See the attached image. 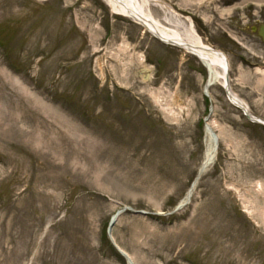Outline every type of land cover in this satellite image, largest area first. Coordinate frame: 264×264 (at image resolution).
<instances>
[{
  "label": "rangeland",
  "instance_id": "1",
  "mask_svg": "<svg viewBox=\"0 0 264 264\" xmlns=\"http://www.w3.org/2000/svg\"><path fill=\"white\" fill-rule=\"evenodd\" d=\"M159 1L156 18L225 52L264 118V0ZM206 74L104 0H0V264H128L114 215L137 264H264V125L222 84L204 96ZM207 116L217 158L177 209Z\"/></svg>",
  "mask_w": 264,
  "mask_h": 264
},
{
  "label": "bare ground",
  "instance_id": "2",
  "mask_svg": "<svg viewBox=\"0 0 264 264\" xmlns=\"http://www.w3.org/2000/svg\"><path fill=\"white\" fill-rule=\"evenodd\" d=\"M116 13H120L130 19H133L139 23L138 18H142L145 20V23H140L146 30L149 32L156 31L160 37H163L166 40H171L176 42L177 44H182L184 46L180 47L185 52H188L194 56H196L201 64L206 68V77H204L202 81V91L204 96L212 98V88L216 84H224L225 82V66L226 61L224 57L229 58L219 48L212 47L208 43H206L201 35L197 32L196 28H194V23L191 19H189V23L184 26V32L179 31L178 29L170 28V26L166 25L162 22L161 19L156 18L151 10H150V1L152 0H104ZM159 1V0H155ZM166 9L171 10V7L163 1H159ZM264 23L261 21L260 23ZM146 24V25H145ZM259 24V23H258ZM257 24V25H258ZM151 30V31H150ZM257 33V32H256ZM152 34V33H151ZM258 35V33H257ZM155 36V35H154ZM261 37V36H260ZM262 39V37H261ZM263 40V39H262ZM264 41V40H263ZM188 44L189 47L185 46ZM179 47V46H178ZM193 49V50H192ZM224 56V57H223ZM230 66V61H229ZM228 66V67H229ZM230 68V67H229ZM264 71V69H259ZM231 80V77H230ZM235 97L239 100L246 103V101L239 97V95L233 91ZM248 105V104H247ZM215 130V124L211 122L209 118L205 120V136H204V144L205 150L203 154L202 163L199 168V173L195 180L193 181L191 187L189 188V192L186 193L185 197L179 201L181 208L188 205L192 199L193 193L197 187V184L202 176V174L214 164L218 148H219V134L217 133L218 142L213 134ZM180 208V209H181ZM116 222L119 215H114ZM122 252L127 253L129 256V263L128 264H137L136 259L130 254L125 251L124 249L120 248ZM240 253H238V257H240Z\"/></svg>",
  "mask_w": 264,
  "mask_h": 264
},
{
  "label": "water",
  "instance_id": "3",
  "mask_svg": "<svg viewBox=\"0 0 264 264\" xmlns=\"http://www.w3.org/2000/svg\"><path fill=\"white\" fill-rule=\"evenodd\" d=\"M139 20V23H142L144 24L145 23V20H142V18H138ZM146 25V24H145ZM252 31H255L258 33L259 36L262 37V39L264 40V23H259L258 25H252L251 27ZM151 31V30H150ZM151 33L153 35H155V37L157 39H159L160 41L164 42V43H167V44H171V46H179V47H182L184 45L182 44H177L176 42L172 41L170 42V40H166L164 39L163 37H160L159 34L156 32V31H151ZM185 46L189 47L188 44H185ZM193 50V49H192ZM224 57V56H223ZM225 61H226V66H225V82L223 84V87L224 90H225V94H226V98L230 101L231 104H233L235 107L239 108L243 114L252 122H257V123H260V124H263L264 125V118L260 117L259 115H256V113H254L250 107H248L249 105H247V103L239 100L237 97H235V94L233 92V89H232V86H231V80H230V68L228 67L229 66V61L227 60L226 57H224ZM212 108V107H211ZM211 108H209L210 110H212ZM208 118V116L206 117ZM205 118V120H206ZM213 134L218 142V137H217V133L215 131H213ZM181 206L180 204L177 206V209H180ZM136 212H139V213H146L145 211L143 210H136ZM114 220H115V216L113 217V219L111 220V222L109 223V227H108V234L110 236V238L112 239L113 243L117 246L116 242H115V239L113 238L112 236V225L114 224ZM118 247V246H117ZM118 249L122 252V250L118 247ZM123 253V252H122ZM125 256H127L126 254L127 253H123ZM129 261V260H128Z\"/></svg>",
  "mask_w": 264,
  "mask_h": 264
}]
</instances>
